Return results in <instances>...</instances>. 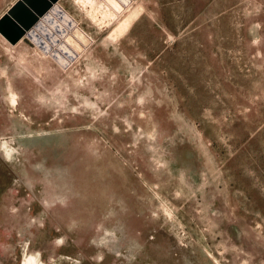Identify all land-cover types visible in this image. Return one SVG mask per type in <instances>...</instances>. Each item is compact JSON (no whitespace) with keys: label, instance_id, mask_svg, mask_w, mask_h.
I'll return each mask as SVG.
<instances>
[{"label":"rangeland","instance_id":"374dc122","mask_svg":"<svg viewBox=\"0 0 264 264\" xmlns=\"http://www.w3.org/2000/svg\"><path fill=\"white\" fill-rule=\"evenodd\" d=\"M31 257L264 264V0H0V264Z\"/></svg>","mask_w":264,"mask_h":264},{"label":"bare ground","instance_id":"6f19581e","mask_svg":"<svg viewBox=\"0 0 264 264\" xmlns=\"http://www.w3.org/2000/svg\"><path fill=\"white\" fill-rule=\"evenodd\" d=\"M13 101L16 102V98H15V97H13ZM30 263H31V264H37V260H36V258L31 257V261H30Z\"/></svg>","mask_w":264,"mask_h":264},{"label":"water","instance_id":"95a60500","mask_svg":"<svg viewBox=\"0 0 264 264\" xmlns=\"http://www.w3.org/2000/svg\"><path fill=\"white\" fill-rule=\"evenodd\" d=\"M41 46V45H40Z\"/></svg>","mask_w":264,"mask_h":264}]
</instances>
